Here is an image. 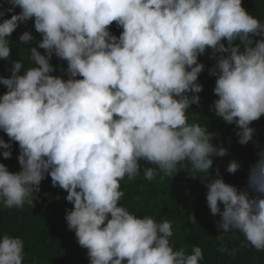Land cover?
<instances>
[{
  "label": "clouds",
  "instance_id": "1",
  "mask_svg": "<svg viewBox=\"0 0 264 264\" xmlns=\"http://www.w3.org/2000/svg\"><path fill=\"white\" fill-rule=\"evenodd\" d=\"M7 2L11 7L0 11V59H9V38L21 23L33 20L41 39L29 49L31 67L17 60L9 77L0 76L6 88L0 131L9 138H0V155L11 159L15 142L20 165L10 172L0 163V204L33 207V193L50 176L73 205L66 224L89 264H200L199 246L191 253L173 248L170 220L140 218L120 204V182L135 180L141 162L149 182L158 174L171 178L189 164L192 178L208 177L212 157L227 154L213 145L206 126L188 122L203 90L198 78L205 65L198 58L209 49L215 115L236 125L241 145L253 140L250 125L264 116V23L242 0ZM7 13H13L10 19ZM114 22L122 29L118 37L110 31ZM19 40L30 43L33 36L25 31ZM53 55L66 61L67 79L52 75ZM257 155L247 189L218 176L206 184V201L220 216L217 240L239 232L264 252V150ZM240 167L233 160L226 171ZM24 255L20 237H0V264H23Z\"/></svg>",
  "mask_w": 264,
  "mask_h": 264
},
{
  "label": "trees",
  "instance_id": "2",
  "mask_svg": "<svg viewBox=\"0 0 264 264\" xmlns=\"http://www.w3.org/2000/svg\"><path fill=\"white\" fill-rule=\"evenodd\" d=\"M0 5H3L0 11L11 7L7 0H0ZM242 5L249 14L264 23V0H242ZM19 11L17 7L15 12ZM12 14L7 13L4 18L10 19ZM25 31L33 36L30 43L19 40V36ZM110 31L118 37L122 29L114 22L110 26ZM40 39V34L34 29L33 20L21 23L9 38L11 45L9 59H0V76L9 77L13 62L17 60H21L25 68L31 67L29 49L37 47ZM224 43L227 46V42ZM37 50L44 54L43 49ZM210 55L211 49L198 58L199 62L205 65L198 78L203 90L197 94L200 96V104H193L189 108L188 122L206 126L213 134V145L224 147L227 154L223 157H212L213 167L208 177L207 174L201 173V176L192 178L188 172L191 168L189 164L183 166L184 169L179 170L171 178L161 179L162 174H158L155 180L149 182L143 176L144 162H141V174L135 180L129 181L125 178L120 182L121 190L124 192L120 204L137 213L140 218L144 215L152 216L157 223L170 220L173 231L170 242L173 248L177 250L183 248L191 253L193 246H199L204 256L200 264H264V252L251 247L241 233L224 234L223 241L216 239L222 233L217 227L220 216H213L207 206L206 184L209 180L219 176L239 190L247 189L249 168L258 159L257 153L264 150V116L250 125L255 130L253 140L241 145L236 135L238 131L236 125H229L215 115L212 105L213 101L218 99L213 92L216 77L209 75V69L215 64V60L210 59ZM50 63L56 69L52 75L67 79L63 71L67 67L66 61L59 60L53 55ZM5 92V86L0 84V95ZM0 138L5 141L9 139L2 131ZM18 155V144L13 142L12 158L4 159L0 155V163H3L10 172H18L20 171ZM233 160L241 167L236 173L231 174L226 169ZM249 193L252 196L256 195L251 190ZM66 195L63 189L52 186L51 178L48 176L41 182L39 193L32 195L33 207L25 205L22 209H8L0 204V237L8 234L20 237L24 241L23 264H89L87 250L78 244L74 231L67 227L66 210H71L73 205L65 199ZM189 216L194 217L195 222L190 220ZM221 247L227 248L228 251H221Z\"/></svg>",
  "mask_w": 264,
  "mask_h": 264
}]
</instances>
